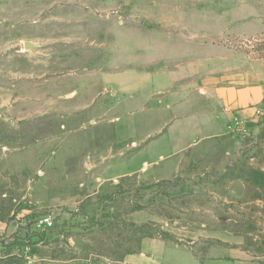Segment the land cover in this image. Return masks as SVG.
<instances>
[{"label":"rangeland","instance_id":"1","mask_svg":"<svg viewBox=\"0 0 264 264\" xmlns=\"http://www.w3.org/2000/svg\"><path fill=\"white\" fill-rule=\"evenodd\" d=\"M0 232V264H264V0H0Z\"/></svg>","mask_w":264,"mask_h":264},{"label":"crops","instance_id":"2","mask_svg":"<svg viewBox=\"0 0 264 264\" xmlns=\"http://www.w3.org/2000/svg\"><path fill=\"white\" fill-rule=\"evenodd\" d=\"M26 42H30V41H26ZM26 42H24V44ZM31 43L33 44V42ZM162 74H166V75L168 74L171 77L169 73H162ZM105 75L106 76H104V73H103V77H104L103 79L105 80L101 79V81H103V83H105V86H106L109 82V80L106 77L111 75V73L106 72ZM66 77L71 78V79H76V80L79 79V76H76L75 74H71ZM176 82L177 80H174L171 77L169 85L171 84L173 85L174 83L176 84ZM169 88L170 87L166 85L162 87V89H159L157 91V94L166 96L170 93ZM106 89L108 90V87L107 88L105 87V90ZM218 96L219 98L217 102L220 103L221 107L224 110L222 114L227 115L225 117H231L232 111H244L246 108H249L253 104L259 103L263 97V90L259 87H254V88L244 87V88H240L237 90L236 87L229 86L224 89H221V91L218 93ZM156 106H158V108L162 107V109L164 110H167L168 108L171 107L170 103L166 104V102H161V100L160 102L157 103ZM228 111H231V112L228 113ZM201 115H203L202 112L200 113V111H196V113H194L191 117H189V121L192 123H196L199 126L200 121L198 119L201 117ZM208 115L210 117H214L216 114L215 112H210ZM173 124L174 123L170 124L169 128H171ZM200 127H198V129H202V127L201 128ZM242 262H243V258L242 256H238V254H231L229 257H225L221 259H209L205 261H195L196 264H202V263L203 264H243Z\"/></svg>","mask_w":264,"mask_h":264},{"label":"built area","instance_id":"3","mask_svg":"<svg viewBox=\"0 0 264 264\" xmlns=\"http://www.w3.org/2000/svg\"><path fill=\"white\" fill-rule=\"evenodd\" d=\"M40 225L42 226H45V227H52L53 223L52 221L50 220V218H43L41 221H40ZM3 241H4V238H3V233L0 232V252L2 251L3 249Z\"/></svg>","mask_w":264,"mask_h":264},{"label":"water","instance_id":"4","mask_svg":"<svg viewBox=\"0 0 264 264\" xmlns=\"http://www.w3.org/2000/svg\"><path fill=\"white\" fill-rule=\"evenodd\" d=\"M24 47H25V50H33V48L35 47V45L34 44H32L31 42H26L25 44H24Z\"/></svg>","mask_w":264,"mask_h":264}]
</instances>
